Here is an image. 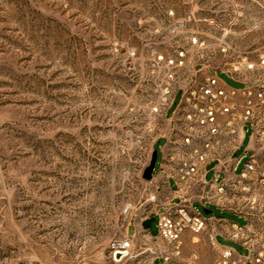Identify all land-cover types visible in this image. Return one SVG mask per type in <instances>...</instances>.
Returning a JSON list of instances; mask_svg holds the SVG:
<instances>
[{"label":"rangeland","instance_id":"1","mask_svg":"<svg viewBox=\"0 0 264 264\" xmlns=\"http://www.w3.org/2000/svg\"><path fill=\"white\" fill-rule=\"evenodd\" d=\"M182 51L188 68L264 79V0H0V264H125L112 242L158 209L140 159L155 89Z\"/></svg>","mask_w":264,"mask_h":264},{"label":"built area","instance_id":"2","mask_svg":"<svg viewBox=\"0 0 264 264\" xmlns=\"http://www.w3.org/2000/svg\"><path fill=\"white\" fill-rule=\"evenodd\" d=\"M184 56L182 51L178 70H168L155 89L151 143L140 159L143 173L151 162L154 144L164 139L160 169L179 193L178 202L156 209L159 244L156 249H146L164 263L177 264L184 237L191 233L192 243L205 242L215 253V264H264V79L246 81L227 73L243 86L226 88L215 72L188 68ZM258 65L264 68V52ZM256 68V63H249L245 70ZM178 91L180 99L169 114ZM247 125L251 134L246 153L235 158ZM210 163L214 164L212 179L207 177ZM192 199L243 217L246 223L215 214L207 218L194 209ZM217 235L238 242L247 253L221 244ZM112 248L126 254L122 260L144 252L137 250L133 236L113 241Z\"/></svg>","mask_w":264,"mask_h":264},{"label":"crops","instance_id":"3","mask_svg":"<svg viewBox=\"0 0 264 264\" xmlns=\"http://www.w3.org/2000/svg\"><path fill=\"white\" fill-rule=\"evenodd\" d=\"M211 72L214 73V71ZM219 72L227 74L225 71H215L217 75ZM220 81L223 87H230L223 80L220 79ZM155 145L156 143L153 146L154 151L156 150ZM148 186L150 188L151 197L154 196V199L158 203V208H163L167 204L176 203L179 201V193L176 191L174 181L171 179H167L165 173L160 169V165L157 171L154 170L152 179L148 180ZM196 203H200L205 208L209 207L208 205H206V207L202 202L197 199H192V204L194 208ZM152 217H154L158 221V215L156 213V210L148 216L141 217L140 219H135L134 221H130L128 223L124 237L133 236L137 250L143 249L144 252H142L138 256L125 259V264H167L163 262L161 257H156L152 254V252H150V250L156 249L157 245L159 244L157 240L158 232L154 233L151 228H145L143 226V222ZM210 229L211 226L208 225L207 231H210ZM218 236L221 235H217V238ZM146 246H148L150 250H147ZM177 262V264H215L216 255L210 249L208 244H206L205 242L197 244L192 243L189 234H186L184 237V247L182 250V254L180 257L177 258Z\"/></svg>","mask_w":264,"mask_h":264},{"label":"water","instance_id":"4","mask_svg":"<svg viewBox=\"0 0 264 264\" xmlns=\"http://www.w3.org/2000/svg\"><path fill=\"white\" fill-rule=\"evenodd\" d=\"M157 155H158V151L155 150L154 153H153V156H152L150 164L145 168V170L143 172V177L145 179H147V180H151L152 177H153V172H154V169H155V166H156V161H157ZM204 211H205L206 214L212 213V210H210L208 208H205ZM154 220H155L154 217L145 220L143 222V226L145 228H147V229L151 228L152 223L154 222ZM125 255L126 254L123 253V252H118V253H116L115 258H116L117 261H121Z\"/></svg>","mask_w":264,"mask_h":264}]
</instances>
